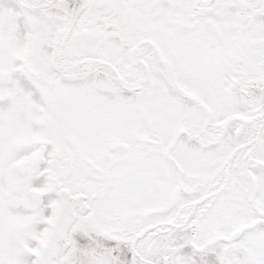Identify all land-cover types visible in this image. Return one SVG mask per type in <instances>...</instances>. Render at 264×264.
<instances>
[{
    "label": "snow or ice",
    "instance_id": "obj_1",
    "mask_svg": "<svg viewBox=\"0 0 264 264\" xmlns=\"http://www.w3.org/2000/svg\"><path fill=\"white\" fill-rule=\"evenodd\" d=\"M0 264H264V0H0Z\"/></svg>",
    "mask_w": 264,
    "mask_h": 264
}]
</instances>
